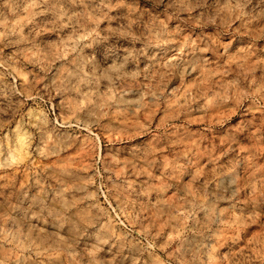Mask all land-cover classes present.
Listing matches in <instances>:
<instances>
[{
  "label": "rangeland",
  "instance_id": "obj_1",
  "mask_svg": "<svg viewBox=\"0 0 264 264\" xmlns=\"http://www.w3.org/2000/svg\"><path fill=\"white\" fill-rule=\"evenodd\" d=\"M0 264H264V0H0Z\"/></svg>",
  "mask_w": 264,
  "mask_h": 264
},
{
  "label": "bare ground",
  "instance_id": "obj_2",
  "mask_svg": "<svg viewBox=\"0 0 264 264\" xmlns=\"http://www.w3.org/2000/svg\"><path fill=\"white\" fill-rule=\"evenodd\" d=\"M166 116V115H165ZM163 117V116H162ZM147 123L148 124L147 126L144 125L141 130L139 131H134L131 133V138H136L138 137L139 135H144L146 134L147 132H149L152 128H153V125L155 123V129L158 130L160 128V126H163L167 121L169 120H166L165 118H160V119H157L156 120V117H155V114L154 113H151L147 116ZM174 120H177V119H174ZM178 121V120H177ZM190 125V124H189ZM174 127V126H173ZM177 127V126H175Z\"/></svg>",
  "mask_w": 264,
  "mask_h": 264
}]
</instances>
